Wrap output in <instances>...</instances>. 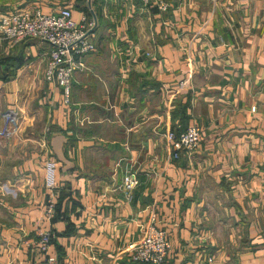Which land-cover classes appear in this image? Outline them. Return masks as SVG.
<instances>
[{
  "label": "crops",
  "instance_id": "1",
  "mask_svg": "<svg viewBox=\"0 0 264 264\" xmlns=\"http://www.w3.org/2000/svg\"><path fill=\"white\" fill-rule=\"evenodd\" d=\"M157 1L0 0L96 24L68 103L45 44L0 43V111L20 123L0 144V264L42 260L41 231L57 264H138L150 224L166 264H264V0ZM192 125L199 149L172 159L166 134Z\"/></svg>",
  "mask_w": 264,
  "mask_h": 264
},
{
  "label": "built area",
  "instance_id": "2",
  "mask_svg": "<svg viewBox=\"0 0 264 264\" xmlns=\"http://www.w3.org/2000/svg\"><path fill=\"white\" fill-rule=\"evenodd\" d=\"M147 3L149 0H141ZM160 12L168 9L162 1L156 2ZM96 24L91 19L81 17L75 21L71 7H61L51 14L17 11L0 16V43L10 46L35 40L48 48L45 61L44 79L55 83L62 91L63 100L68 103L74 73L85 69V58L95 51L90 36ZM20 128L19 117L13 110L0 111V144L7 143L17 136ZM200 126L192 125L183 130L169 131L166 139L170 146L172 159H178L180 153L193 154L201 143ZM135 181L133 176L124 180V189L131 190ZM53 205H48L46 216L52 213ZM52 235L49 231L38 233L37 245L42 260L32 264H57L47 256ZM171 251L165 231L150 224L144 231L140 242L128 251L131 262L138 264H166Z\"/></svg>",
  "mask_w": 264,
  "mask_h": 264
},
{
  "label": "trees",
  "instance_id": "3",
  "mask_svg": "<svg viewBox=\"0 0 264 264\" xmlns=\"http://www.w3.org/2000/svg\"><path fill=\"white\" fill-rule=\"evenodd\" d=\"M183 129H185V128H183ZM183 129H181V130H183Z\"/></svg>",
  "mask_w": 264,
  "mask_h": 264
}]
</instances>
